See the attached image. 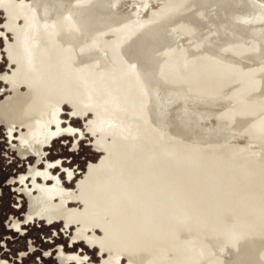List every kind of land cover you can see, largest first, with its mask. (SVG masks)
Here are the masks:
<instances>
[{
    "label": "water",
    "instance_id": "water-1",
    "mask_svg": "<svg viewBox=\"0 0 264 264\" xmlns=\"http://www.w3.org/2000/svg\"><path fill=\"white\" fill-rule=\"evenodd\" d=\"M0 107L71 264H264V0H0Z\"/></svg>",
    "mask_w": 264,
    "mask_h": 264
},
{
    "label": "rangeland",
    "instance_id": "rangeland-1",
    "mask_svg": "<svg viewBox=\"0 0 264 264\" xmlns=\"http://www.w3.org/2000/svg\"><path fill=\"white\" fill-rule=\"evenodd\" d=\"M61 260L71 264L0 113V264H60Z\"/></svg>",
    "mask_w": 264,
    "mask_h": 264
},
{
    "label": "flooded vegetation",
    "instance_id": "flooded-vegetation-1",
    "mask_svg": "<svg viewBox=\"0 0 264 264\" xmlns=\"http://www.w3.org/2000/svg\"><path fill=\"white\" fill-rule=\"evenodd\" d=\"M0 108H1V107H0ZM4 118H5V116H4ZM5 120H6V118H5ZM6 121H7V120H6ZM18 152L21 154L19 148H18ZM21 155H22V154H21ZM32 202H33V200H32ZM60 264H66V261L61 260V261H60Z\"/></svg>",
    "mask_w": 264,
    "mask_h": 264
},
{
    "label": "bare ground",
    "instance_id": "bare-ground-1",
    "mask_svg": "<svg viewBox=\"0 0 264 264\" xmlns=\"http://www.w3.org/2000/svg\"><path fill=\"white\" fill-rule=\"evenodd\" d=\"M0 113H2L3 114V111H2V109L0 108ZM3 116H4V114H3ZM19 148V147H18ZM36 186V185H35ZM38 190V189H37ZM39 192V191H38ZM40 195V194H39ZM41 197V196H40ZM42 199V198H41ZM43 201V200H42ZM44 204V203H43ZM45 206V205H44ZM46 208V207H45ZM47 210V209H46ZM48 213V212H47ZM49 215V214H48ZM50 217V216H49ZM51 219V218H50ZM52 222V221H51ZM53 224V223H52ZM54 226V225H53Z\"/></svg>",
    "mask_w": 264,
    "mask_h": 264
}]
</instances>
